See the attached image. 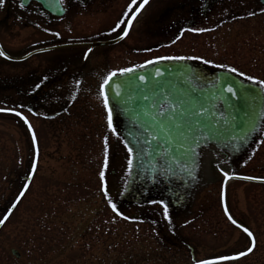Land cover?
Returning a JSON list of instances; mask_svg holds the SVG:
<instances>
[{
  "label": "rangeland",
  "instance_id": "rangeland-1",
  "mask_svg": "<svg viewBox=\"0 0 264 264\" xmlns=\"http://www.w3.org/2000/svg\"><path fill=\"white\" fill-rule=\"evenodd\" d=\"M19 4V0H5L0 6V44L6 53L19 56L43 46L40 43H70L68 39L80 35L78 17L68 34V15L52 18L37 5L21 8ZM262 9L258 0H227L211 22L199 26L209 30L195 34V46L191 47L189 40L182 49L192 48L193 57L213 61L205 64L213 69H224L215 65L225 64L264 80ZM45 17L52 27L49 37L41 34L46 28ZM86 21L93 24L92 18ZM57 32L59 37L53 35ZM70 51H50L22 62L0 56V108L14 110L0 111V167L4 168L0 173L5 177L0 182V218L10 211L0 226V259L8 264H190V248L197 261L246 249L249 241L229 224L222 210L223 172L233 167L234 174L264 178V130L234 166L215 153L205 159L202 179L189 206L179 214L169 213L170 226L159 204L126 206L119 202L129 173V157L122 139L107 128V112L99 92L104 71L90 66L89 71L101 73L99 79L89 75L88 69L79 79L61 75ZM72 69L76 73L77 66ZM45 76L48 79L43 81ZM53 78L57 80L45 94L44 84ZM76 80L81 83L77 85ZM36 84L41 87L36 89ZM17 111L34 130L37 150L27 127L14 115ZM106 135L109 196L118 210L131 218L128 220L113 213L101 191L99 171ZM25 183L28 189L17 203ZM226 189L234 217L258 240L252 258L231 264H264V213L260 215L264 187L232 181ZM158 241L164 243L159 256L153 251L157 246H152ZM142 248L150 250L141 254ZM12 249L21 253L20 259L11 254Z\"/></svg>",
  "mask_w": 264,
  "mask_h": 264
},
{
  "label": "water",
  "instance_id": "water-1",
  "mask_svg": "<svg viewBox=\"0 0 264 264\" xmlns=\"http://www.w3.org/2000/svg\"><path fill=\"white\" fill-rule=\"evenodd\" d=\"M259 1L264 5V0ZM32 2L55 17L65 14L56 0H23L25 7ZM230 85L239 90L237 97L227 92ZM247 89L259 91L258 85L234 73L211 71L185 60L159 61L113 77L105 92L114 125L133 148V166L120 200L146 203L149 191L170 186L172 177L190 181L192 188L198 182L200 152L205 147L213 145L234 157L243 152L257 132L240 140L235 125L245 119V112L264 109V93L252 100L253 93L241 95ZM11 252L20 259L18 251Z\"/></svg>",
  "mask_w": 264,
  "mask_h": 264
},
{
  "label": "flooded vegetation",
  "instance_id": "flooded-vegetation-1",
  "mask_svg": "<svg viewBox=\"0 0 264 264\" xmlns=\"http://www.w3.org/2000/svg\"><path fill=\"white\" fill-rule=\"evenodd\" d=\"M139 2L140 0H137V4H139ZM130 3L131 0H84V3L81 4L80 0H65L63 5L66 9L65 16L68 15L65 31L70 34V32L74 30L73 27L75 26L73 25H75L74 20L76 17H78L80 21L77 24V27L80 28V35L77 38L67 40H72V42L68 43L69 45L72 44L76 46H68V48L64 49V51L71 50V53L66 56L65 60V64L67 66L64 67L65 77L72 76L73 78L79 79L81 76L85 75L86 69H88L87 72L89 75L94 76L95 78L97 76V79H99L98 77L101 73H103V71V77H105L111 71H116L117 74H119V69H133L139 68L143 65L152 64L148 63V61H153V63H155L168 60L158 59L160 57H193L192 48L184 50L182 49V45L190 40L191 43L193 42L191 47H194V42L196 41L195 34H197V32L187 31L185 29L206 26L209 22H211L213 15L217 14V12H220L224 7H226L227 0H200L198 4L195 0H149L148 4L135 14V18L132 19L130 27L127 23L121 25V28H128V35L123 39H120L118 36L119 30H117V32H112L111 29L115 27L118 21H127L128 18L132 17L133 12H135L136 5H132V10L129 11ZM40 12L44 13L41 8ZM125 13H128V17H125ZM88 18L93 19V24H89V21H86ZM44 19L46 28L45 31L41 29V34H45L46 37H49V34H51L49 32L52 27L48 25L51 23L49 22V18L47 19V17H45ZM90 26L92 27L88 29ZM181 31H183V35L179 39H176L177 35H179ZM89 32L93 33L88 35ZM49 43H40L39 45L43 46H39L27 54L12 56L6 53V55L7 57L18 59L16 62H22L28 59H24L25 56L35 52L36 50H40V52L34 55H43L49 52L46 50L50 45ZM92 44H97V46L93 48L91 46ZM88 48H91L92 52L89 53L88 59L84 60L82 58V54ZM183 51L184 53H182ZM185 61L192 62L197 65H204V63L199 62L196 59H185ZM92 65L93 67L95 66V69H98L101 73L98 71V73L89 71L90 66ZM72 66H77L76 73H74L73 69L71 70ZM44 85L46 86L42 92L45 94L47 93L48 88H53V84L50 82H47ZM35 90H33V93ZM262 124L264 125V121ZM259 134L257 135L259 136ZM257 135L253 139V144L258 138ZM212 154L213 153L210 155ZM204 155L205 153H200V159ZM245 155L246 151L244 150L235 157L227 153L225 158L234 166L237 162L242 160ZM231 169H233V167L229 168V172ZM201 170V163H199L198 178ZM172 178H174L173 184L170 186H167L168 184L158 186L159 188H156L154 192L150 190L149 195L152 199L157 201L163 200L167 203L170 214H179L185 211L189 206L192 194L196 189V183L192 188H189L191 185L190 181L175 179L176 177ZM257 186L264 187V184H257ZM226 187H228V185ZM188 188L190 190H188ZM227 194V189H225L223 194V213L229 224L239 230L241 235L249 241L247 234L240 228L241 226H244L242 225L243 223L238 221L231 211L230 204L227 200ZM225 204L228 208V214H230L232 218L237 221V224H233L228 219V216L224 211ZM260 211V215L264 213V211ZM253 235L255 237L256 244L251 253L237 260L223 261L221 264H231L238 261L241 262L244 259L252 258V255L256 253L258 246L257 235ZM163 244L164 243L160 241L152 243V246H157V250L153 249V251H156L158 256L161 254L160 251L164 250L160 247ZM149 250H147V248H142L139 251L141 254H144L149 252ZM189 250L190 264H196L197 260L192 248ZM171 253H176V250H171ZM129 262L130 264L133 263L132 261Z\"/></svg>",
  "mask_w": 264,
  "mask_h": 264
},
{
  "label": "snow or ice",
  "instance_id": "snow-or-ice-1",
  "mask_svg": "<svg viewBox=\"0 0 264 264\" xmlns=\"http://www.w3.org/2000/svg\"><path fill=\"white\" fill-rule=\"evenodd\" d=\"M65 0H56V3L60 6V10L61 11H66V9L63 7ZM149 0H140L139 4H137V0H131V3L129 5V11L132 10V5H136L135 7V12H133V15L131 18H128L127 21L125 20H120L116 23L115 27H113L111 29L112 32H117V30H119L118 32V36L120 39H123L125 36L128 35V28H121L122 24L127 23V25L130 27L131 23H132V19L135 18V14L138 13L146 4H148ZM5 3V0H0V6H3ZM80 3L83 4L84 0H80ZM19 6L21 8H23L25 5L23 4V0H21ZM262 11H264V9H262ZM253 13H250V15H252ZM125 17H128V13L124 14ZM187 31H193V32H204V31H208L209 29H205V28H190V29H185ZM47 31V29H46ZM53 35L59 37V33H53ZM183 35V31H181L179 33V35H177L176 39H179L181 36ZM92 52L91 48H88L83 54H82V58L84 60L88 59V55L89 53ZM0 56H3L5 58H10L6 56V53L0 49ZM158 59H168V60H185V59H196V60H201L204 64H212L213 61L210 60H205L202 57H160ZM148 63H153V61H148ZM216 67L219 68H224L226 69L228 72L230 73H238L241 77H244L247 81L252 82L253 84L258 85L259 91L257 92L256 90L253 89H247L245 90L243 93H241V95L243 96H247L249 93H253L252 95V100L256 99V96L260 95L261 93H264V80H260L256 77L250 76V75H246L244 72H240L237 68L235 67H231L225 64H218L215 65ZM134 71V69L132 68H123V69H119V74L123 75L125 73H130ZM159 74V73H158ZM117 75L116 71H111L107 74V76L104 77L101 85H100V95L103 97V104L105 109H107V128L108 130L115 135L118 139L120 137V133L117 130V127L114 125L113 122V110L112 108L109 106V100H108V95L105 92V86H108L110 84V81L112 80L113 77H115ZM48 79L47 76L43 77V81H46ZM140 79H144V77H140ZM81 83L80 80H76V84L79 85ZM41 87V84H36L35 88L39 89ZM238 89H234V87H232L231 85L227 88V92L230 93L233 97H237V93H238ZM71 99L74 101L76 99V94L75 92L72 94ZM66 110V109H65ZM0 111H14L13 109H2L0 108ZM163 114V113H161ZM201 112H197L195 113V115H200ZM15 115L20 116L24 122L26 124H28L27 118L22 116V113L20 112H15ZM233 120H235V117H232ZM261 120H264V109H260L258 111H253V112H245V119L243 121H241L240 124L235 125V127H237L240 130L239 133V139L240 140H246L247 137L251 136L253 133L257 132V131H261L264 130V128H262L261 126ZM227 122V121H226ZM198 125L201 122H197ZM207 126V125H205ZM29 127V131H31V125H28ZM210 128V130L214 127V125L212 126H208ZM147 130V129H145ZM191 130V129H190ZM32 141L33 143L36 142V136L35 133L33 132L32 134ZM262 143H264V141H261ZM122 143L124 144V147L127 149V153H128V159H127V166L129 169V172L132 169L133 166V158H132V153H133V148L129 146L128 142L126 140L122 141ZM193 151V155H195V151L194 149ZM108 155H109V141H108V136L106 135L104 137V160H103V166L101 168V170L99 171V178L100 181L102 182L101 185V191L103 193V196L105 197V199L107 200L108 205L111 207L113 213H115L117 216L122 217L125 220L131 219L130 217L125 216L122 212H120L117 208L116 203L113 202L112 198L109 196V191L107 188V182L105 180V171L108 168L109 165V160H108ZM249 159H251V157H249ZM32 170L33 172L35 171V165H32ZM191 171H189V175L191 176ZM224 177L227 180L229 178V173L228 172H224ZM241 179H247V180H253V179H258L255 177H251V176H246V177H238ZM24 191L19 192L18 196L16 197V201L17 203H19L20 198L23 197L25 195V191H27L28 189V184L25 183L23 185ZM150 203L153 204H160L162 205V215H163V219L166 220L169 225L171 226V217L169 215V206L167 203H165L163 200L160 201H150ZM16 204H12V208H15ZM224 211L226 213V215L228 216V219L233 223V224H237V221L234 220L232 218V216L230 214H228V208L227 205L225 204L224 206ZM10 214V211H9ZM8 219V216H3L2 218H0V226L4 225L5 221ZM155 223V222H154ZM242 227V226H241ZM173 231L174 234V227H172L171 229ZM243 231L247 234V236L249 237V245L246 249H244L243 251L238 252L235 255H225V256H220L217 258V260H199L196 261V264H219L220 261H230V260H237L241 257L246 256L247 254L251 253L255 247L256 241H255V237L253 235V233L247 228V227H243Z\"/></svg>",
  "mask_w": 264,
  "mask_h": 264
},
{
  "label": "trees",
  "instance_id": "trees-1",
  "mask_svg": "<svg viewBox=\"0 0 264 264\" xmlns=\"http://www.w3.org/2000/svg\"><path fill=\"white\" fill-rule=\"evenodd\" d=\"M263 70V72H264V68L262 69ZM3 170L4 168H3V166H1L0 167V170ZM1 173L3 172V171H0ZM0 173V182H2V181H4L5 180V177L4 176H2L3 174H1ZM0 264H8V263H4L3 261H2V259H0Z\"/></svg>",
  "mask_w": 264,
  "mask_h": 264
},
{
  "label": "bare ground",
  "instance_id": "bare-ground-1",
  "mask_svg": "<svg viewBox=\"0 0 264 264\" xmlns=\"http://www.w3.org/2000/svg\"><path fill=\"white\" fill-rule=\"evenodd\" d=\"M210 154H211L210 151L205 152V155H204L205 159L209 158L210 157Z\"/></svg>",
  "mask_w": 264,
  "mask_h": 264
}]
</instances>
